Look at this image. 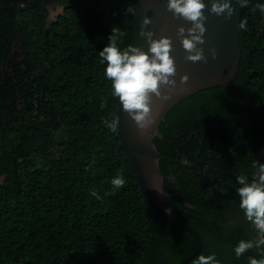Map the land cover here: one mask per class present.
Segmentation results:
<instances>
[{
	"label": "trees",
	"instance_id": "obj_1",
	"mask_svg": "<svg viewBox=\"0 0 264 264\" xmlns=\"http://www.w3.org/2000/svg\"><path fill=\"white\" fill-rule=\"evenodd\" d=\"M53 2L64 10L49 21ZM255 3L240 7L235 85L184 98L154 139L172 158L160 161L180 208L172 215L222 264L259 257L232 251L255 235L235 178L253 179L254 161L264 163V14ZM127 8L130 0H0V264H182L198 246L158 220L121 146L98 51L113 27L118 47L134 44ZM117 169L125 183L113 191Z\"/></svg>",
	"mask_w": 264,
	"mask_h": 264
},
{
	"label": "clouds",
	"instance_id": "obj_2",
	"mask_svg": "<svg viewBox=\"0 0 264 264\" xmlns=\"http://www.w3.org/2000/svg\"><path fill=\"white\" fill-rule=\"evenodd\" d=\"M248 3L249 0H235L238 8L247 6ZM206 7L205 0H167L166 3V9L174 17L190 22L187 28L178 27L177 36L182 48L186 50L185 58L192 62L205 59L204 51L198 45L204 43L206 31L204 21L207 19L204 9ZM253 7L264 14V0H256ZM234 10L233 0H211L208 7L209 13L224 16L225 19L230 18ZM127 11L134 13L133 8H127ZM149 23H151L150 18L145 16L140 30V36L146 39V50L133 43L118 47L117 35L123 33L118 27H113L108 36V42L98 51L101 63L104 65V77L110 82L111 96L119 102L121 109L141 130L148 128L153 122L150 115L153 98L167 100L168 93L177 88V81L173 78L176 66L170 54L171 38L164 35L154 38L151 30H145L144 26ZM246 24V19L241 18L238 20L237 27L244 30ZM209 51L215 59L216 49L213 47ZM187 80L188 75H182L180 85H184ZM162 86L166 91H161ZM102 122L109 130L116 128L114 120L105 119ZM254 167L256 171L253 173V179H249L244 174L236 176L235 183L238 186L234 188V192L239 197L238 207L255 235L247 239H238L232 244V251L239 258L248 250L255 249L259 257L247 256V264H264V163L254 161ZM124 183L125 178L119 169L116 170V175L109 178L113 191L121 188ZM91 195L100 199L94 190ZM191 264H222V262L214 252L207 255L201 252L195 255Z\"/></svg>",
	"mask_w": 264,
	"mask_h": 264
},
{
	"label": "water",
	"instance_id": "obj_3",
	"mask_svg": "<svg viewBox=\"0 0 264 264\" xmlns=\"http://www.w3.org/2000/svg\"><path fill=\"white\" fill-rule=\"evenodd\" d=\"M130 2L134 9V44L147 49L146 39L140 36L141 22L145 16L151 20V23L144 26L145 30H151L154 38H159L161 35L171 38L170 54L176 66L173 78L177 81V88L168 93L167 100L153 98L150 113L153 122L144 130L137 128L117 101V131L124 153L136 173L140 193L145 203L161 223L188 231L196 237L198 241L196 250L182 263L190 264L195 255L201 252L203 240L195 228L172 215L174 210L180 208L174 204L160 170V161L172 160V158L159 152L154 139L159 135L160 124L165 120L167 113L181 100L206 88L215 86L231 88L235 85L241 53L240 29L237 27L240 7L238 8L233 0L235 10L230 18L225 19L224 16L209 13L208 7L211 0H205L206 31L204 43L198 45L203 49L205 59L192 62L185 58L186 50L182 48L177 36L178 27H189V21L174 17L166 9L167 0H130ZM213 47L217 53L215 59L209 51ZM185 74L188 75V80L184 85H180V77ZM161 91L164 92L166 89L162 86ZM176 151L179 156L178 148Z\"/></svg>",
	"mask_w": 264,
	"mask_h": 264
},
{
	"label": "rangeland",
	"instance_id": "obj_4",
	"mask_svg": "<svg viewBox=\"0 0 264 264\" xmlns=\"http://www.w3.org/2000/svg\"><path fill=\"white\" fill-rule=\"evenodd\" d=\"M49 21H54L58 15H60L63 11L62 7H58L56 5H49Z\"/></svg>",
	"mask_w": 264,
	"mask_h": 264
},
{
	"label": "flooded vegetation",
	"instance_id": "obj_5",
	"mask_svg": "<svg viewBox=\"0 0 264 264\" xmlns=\"http://www.w3.org/2000/svg\"><path fill=\"white\" fill-rule=\"evenodd\" d=\"M52 4H53V5H56V6H58V7H62V6H59L57 3H54V2H53ZM62 8H63V7H62ZM63 10H64V9H63ZM58 16H59V15H58ZM58 16H57V17H58ZM57 17H56V18H57ZM192 134H193V135H196L195 132H193ZM190 136H191V135H190ZM190 136H189V137H190ZM188 139H189V138H188ZM198 153H199V151H198Z\"/></svg>",
	"mask_w": 264,
	"mask_h": 264
}]
</instances>
